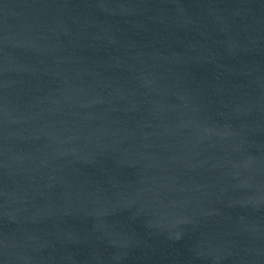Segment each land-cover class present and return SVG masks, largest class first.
<instances>
[{
    "label": "water",
    "instance_id": "95a60500",
    "mask_svg": "<svg viewBox=\"0 0 264 264\" xmlns=\"http://www.w3.org/2000/svg\"><path fill=\"white\" fill-rule=\"evenodd\" d=\"M0 264H264V0H0Z\"/></svg>",
    "mask_w": 264,
    "mask_h": 264
}]
</instances>
